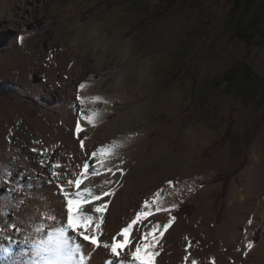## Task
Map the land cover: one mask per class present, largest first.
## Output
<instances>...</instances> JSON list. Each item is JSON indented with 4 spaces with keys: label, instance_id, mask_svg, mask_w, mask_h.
<instances>
[{
    "label": "rangeland",
    "instance_id": "rangeland-1",
    "mask_svg": "<svg viewBox=\"0 0 264 264\" xmlns=\"http://www.w3.org/2000/svg\"><path fill=\"white\" fill-rule=\"evenodd\" d=\"M78 94L104 98L89 105L101 116L83 124L84 149ZM113 141L124 176L85 181L119 182L103 232L168 187L180 208L157 264L179 263L185 237L200 264H264V0H0V226L21 227L23 212L36 221L37 200L63 201L32 147L73 178ZM6 231L0 264H21L29 245ZM246 235L258 237L247 256Z\"/></svg>",
    "mask_w": 264,
    "mask_h": 264
},
{
    "label": "snow or ice",
    "instance_id": "snow-or-ice-1",
    "mask_svg": "<svg viewBox=\"0 0 264 264\" xmlns=\"http://www.w3.org/2000/svg\"><path fill=\"white\" fill-rule=\"evenodd\" d=\"M19 40L22 43L23 37H19ZM87 86L86 82H81L79 89L84 90ZM76 99L81 106V112L80 119L75 124V134L80 148L84 149L88 137L81 138V133L85 131L83 124L96 127L101 116L99 109L89 105L96 104L104 98L98 95L78 94ZM104 102L106 103V100ZM40 143L39 140L35 141L36 145ZM121 146V142L113 141L96 147L90 154L86 153V158L73 178H67V174L60 171L63 166L58 159L54 162L49 160L48 149L32 147L31 152L41 157L37 161L39 165L50 169L49 182L54 181L58 192L62 195L66 221H58L55 212L48 210L42 214L39 221H34L24 228L18 227L15 221L0 226V239L13 241L12 235L7 234V229L21 234L19 242L30 246L29 260L25 264H88L84 242H87L89 248L106 250L111 257L106 260V264H157V257L164 250L162 240L177 220L173 211L179 207L176 202L167 204L163 189L156 191L151 198L144 199L139 210L134 213L126 226L111 237L110 241L102 239L105 212L110 203V199L105 198L115 195L119 182L104 179L102 185L92 186L90 182L85 183V181H89L90 176L99 177L101 174L115 177L119 173L123 177L124 161L121 160L115 165L112 163ZM167 184L169 188H173V192L169 193L170 196L182 194L176 190L173 180L169 179ZM200 187L203 185L201 184ZM185 189L189 193L194 191V188L188 185H185ZM85 205H91V211H85ZM158 214H166V222L157 220ZM247 223L252 224L253 220L250 218ZM245 240L244 255L247 256L255 246V241L247 235ZM185 241L182 264H200L190 251L194 241L189 237H185ZM2 247L0 245V248ZM4 251L6 255L12 254L11 249ZM211 264H217L214 257L211 259Z\"/></svg>",
    "mask_w": 264,
    "mask_h": 264
},
{
    "label": "bare ground",
    "instance_id": "bare-ground-1",
    "mask_svg": "<svg viewBox=\"0 0 264 264\" xmlns=\"http://www.w3.org/2000/svg\"><path fill=\"white\" fill-rule=\"evenodd\" d=\"M167 188H162V189L166 190ZM160 189H158V190H160ZM151 194H153V193H151ZM53 200H55V199H53ZM53 200L51 202H49L50 200H48V199L37 200L36 201V208L32 211V216H33L32 219L35 218L36 221H39V219L41 218L42 214H44L48 210H52L57 215L58 221H66V209H65V206H64L65 202L63 203V201H61V200H57V201L56 200L53 201ZM26 216H27V214L25 212H23L22 215H21V223H20L21 228L29 226L28 222L26 221V218H25ZM156 219L159 220V216L158 215L156 216ZM166 220L163 219V220H159V221L166 222ZM112 227H115L114 222L109 223L108 226L105 227L104 232L102 233V239L110 241L111 237L118 232V231L112 232ZM81 240H82V238H81ZM0 243L3 246L2 247L3 249L10 248L11 244L9 242H7L6 239H0ZM133 243H135V241H133ZM84 244H85V249L84 250L87 253L86 259L88 261V264H106V260L111 258L110 254L106 250H104L102 248L101 249L89 248L87 246V242H84ZM3 249H1V250H3ZM18 251L19 250H17V253H18ZM20 252H21V250H20ZM26 252H28L27 256L24 258V261H23V259L21 260V264H25V262H27L29 260L30 246H29V251H26ZM22 254H23V252H22ZM19 255H21V254H19ZM14 256H16V255H14ZM7 257H9V256H7ZM21 257H23V256H21ZM18 261H19V259H18ZM176 264H182V260L179 263H176Z\"/></svg>",
    "mask_w": 264,
    "mask_h": 264
},
{
    "label": "clouds",
    "instance_id": "clouds-1",
    "mask_svg": "<svg viewBox=\"0 0 264 264\" xmlns=\"http://www.w3.org/2000/svg\"><path fill=\"white\" fill-rule=\"evenodd\" d=\"M79 42H80V37L79 36L74 38V40L72 41L73 45L78 44ZM261 243L264 244V241H262Z\"/></svg>",
    "mask_w": 264,
    "mask_h": 264
},
{
    "label": "trees",
    "instance_id": "trees-1",
    "mask_svg": "<svg viewBox=\"0 0 264 264\" xmlns=\"http://www.w3.org/2000/svg\"><path fill=\"white\" fill-rule=\"evenodd\" d=\"M183 205H184V204H182L181 207H183ZM179 208H180V207H179ZM257 238H258V237L255 235V236L253 237L254 241H256Z\"/></svg>",
    "mask_w": 264,
    "mask_h": 264
}]
</instances>
